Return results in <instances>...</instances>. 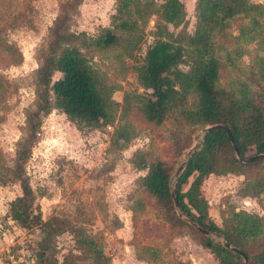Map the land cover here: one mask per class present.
<instances>
[{
	"label": "rangeland",
	"instance_id": "obj_1",
	"mask_svg": "<svg viewBox=\"0 0 264 264\" xmlns=\"http://www.w3.org/2000/svg\"><path fill=\"white\" fill-rule=\"evenodd\" d=\"M64 1L0 0V264L37 263L43 234L38 227L24 228L10 217L11 203L22 194L13 170L17 144L26 135L27 115L36 110L37 70ZM179 1L185 18L175 28L159 19L163 0H134L129 18L135 24L128 30L116 29L120 45L87 54L104 96L116 103L108 110L110 124L94 129L71 123L54 108L50 94L52 110L42 116L37 142L23 169L32 189L34 214L61 228L52 239L58 264L69 255L75 264H94L81 250L78 239L83 237H91L110 264H218L199 244L205 235L167 221L140 186L146 171L130 163L139 153L148 164L160 160L170 168L173 182L188 152L198 149L203 139V129L191 132L188 125L180 127L172 119L154 125L140 110L150 92L138 80L146 51L159 37L166 38L158 35L162 31L192 37L197 29L198 0ZM249 4L247 13L230 20L214 36L219 86L264 107V0ZM118 5L119 0H81L71 31L94 39L102 30L113 29L120 21ZM149 9L155 13L148 15ZM182 43L185 51L178 69L187 73L192 53L187 42ZM71 47L85 52L78 42ZM60 77L56 73L52 80ZM200 190L209 221L219 227L233 211L261 217L259 238L250 244H264V162L243 174H211ZM207 237L222 241L215 234Z\"/></svg>",
	"mask_w": 264,
	"mask_h": 264
},
{
	"label": "trees",
	"instance_id": "obj_2",
	"mask_svg": "<svg viewBox=\"0 0 264 264\" xmlns=\"http://www.w3.org/2000/svg\"><path fill=\"white\" fill-rule=\"evenodd\" d=\"M163 1L160 21L178 28L185 18L181 2ZM133 2L119 0V23L113 29L102 30L92 39L86 33L71 31L72 20L81 0H65L49 31L47 52L37 70L36 110L28 113L26 135L18 142L16 149L13 172L20 181L22 194L10 205L12 220L24 228L38 227L43 234L36 264H58L52 239L60 234L61 228L53 226L51 222H43L39 214H34L32 189L24 176L23 166L37 142L42 116L52 110L50 94L54 97V108L59 109L71 123L94 129L110 124L108 110L116 103L104 96L99 74L89 64L87 54L92 50L104 52L120 45L122 37L116 29L128 30L135 24L129 18ZM250 8L249 0H198L194 36H186L180 31L174 37L168 30L158 34L166 38L159 37L146 51L143 64L138 68L139 83L150 91L140 108L146 122L161 125L167 119H172L180 127L188 125L191 132L222 124L229 128L234 137L240 157L264 154V107L244 94L235 97L234 92L219 86L220 61L213 40L230 20L247 13ZM154 13V9H149L148 15ZM183 41L187 42L192 53V64L187 73L178 69L184 57ZM74 42L80 43L85 52L71 47ZM56 73L61 77L53 81ZM262 162L264 159L240 163L222 130H212L204 135L199 148L190 155L173 182L170 168L160 160L148 164L145 155L139 153L130 161L136 170L146 171L140 179V186L155 200L169 223L200 234L178 217L177 212H180L210 234L221 236L231 246L241 250L248 257L249 264H264V244H250L259 238L262 218L233 211L223 227L217 226L209 221L207 202L200 186L211 174H243ZM190 178H193L191 182ZM187 185L188 189L184 192L183 187ZM174 197L178 203L177 210ZM78 240L80 249L85 250L94 264L111 263V259L103 255L91 237ZM199 244L213 254L218 264H244L239 255L223 247L222 241L216 243L204 236ZM71 256H66L61 264H75L69 259Z\"/></svg>",
	"mask_w": 264,
	"mask_h": 264
},
{
	"label": "water",
	"instance_id": "obj_3",
	"mask_svg": "<svg viewBox=\"0 0 264 264\" xmlns=\"http://www.w3.org/2000/svg\"><path fill=\"white\" fill-rule=\"evenodd\" d=\"M212 130H222L226 133V136L233 148V151H234V154L236 156V158L239 160L240 163H243V164H248V163H251V162H254V161H258V160H261V159H264V154H258V155H254V156H251V157H246V158H242L240 157V154H239V150H238V146H237V143L234 139V137L232 136L229 128L225 125H222V124H215V125H211V126H207L203 129V137L206 133H208L209 131H212ZM194 152L193 149H191L189 152H188V157L186 159V161L189 160L190 158V155ZM186 161L180 165V167L177 169L176 173H175V177L174 178H177L180 171L182 170L184 164L186 163ZM172 195L174 196V192L172 191ZM174 200V207L175 209L177 210L178 209V203H177V200L176 198L174 197L173 198ZM177 215L179 218L183 219L184 221H186L189 225H191L194 229H196L197 231H199L200 233H202L203 235L205 236H209L210 233L206 230H204L202 227H200L199 225H197L196 223L192 222L190 219L182 216V214L180 212H177ZM217 237H220L222 239V244H223V247L228 249L229 251L239 255L242 259H243V263L244 264H249V260H248V257L241 251L239 250L238 248L236 247H233L231 246L224 238H222L221 236L219 235H216Z\"/></svg>",
	"mask_w": 264,
	"mask_h": 264
},
{
	"label": "built area",
	"instance_id": "obj_4",
	"mask_svg": "<svg viewBox=\"0 0 264 264\" xmlns=\"http://www.w3.org/2000/svg\"><path fill=\"white\" fill-rule=\"evenodd\" d=\"M108 249V248H107ZM106 252H108V250H106Z\"/></svg>",
	"mask_w": 264,
	"mask_h": 264
}]
</instances>
